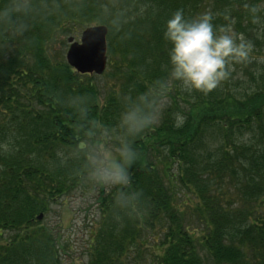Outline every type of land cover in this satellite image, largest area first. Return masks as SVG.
I'll return each instance as SVG.
<instances>
[{
    "label": "trees",
    "instance_id": "16d2710c",
    "mask_svg": "<svg viewBox=\"0 0 264 264\" xmlns=\"http://www.w3.org/2000/svg\"><path fill=\"white\" fill-rule=\"evenodd\" d=\"M127 2L144 11L120 32L97 18L98 0H42L22 34L0 28V140L11 135L15 145L0 153V264H63L59 240L37 216L84 188L70 153L84 142L85 130L64 103L86 96L91 119L113 122L124 93L165 82L162 32L173 11H222L239 0ZM233 15L238 30L246 31L237 9ZM96 24L109 29L110 68L102 86L96 76L75 72L52 48L56 35ZM257 46L264 50V41ZM169 88L157 126L135 141L139 156L129 172L131 188L140 193L136 211H114V189H97L100 222L87 264H205L199 249L210 264H264V71L238 68L207 95L171 83ZM61 154L69 157L64 164ZM226 185L237 194L236 208L222 203L231 196L230 188L220 193ZM177 187L197 200L193 213H183L190 199L178 203ZM193 223L198 234L190 229Z\"/></svg>",
    "mask_w": 264,
    "mask_h": 264
},
{
    "label": "clouds",
    "instance_id": "9594fccd",
    "mask_svg": "<svg viewBox=\"0 0 264 264\" xmlns=\"http://www.w3.org/2000/svg\"><path fill=\"white\" fill-rule=\"evenodd\" d=\"M42 7V0L40 4L36 0H0V28L18 36ZM234 9L239 11L246 31L236 27ZM143 11L141 4L106 0L97 18L120 32ZM162 39L167 44L165 82L155 81L143 91L124 93L113 122L91 119L86 96H72L63 105L75 118L77 128L85 130L84 142L70 153L76 162L75 171L91 190L114 189L116 212L136 211L140 193L131 188L129 172L139 156L135 141L159 120L170 83L186 93L207 95L232 80L238 68L255 65L257 74L264 71V50L257 46L258 41H264V0H239L222 11L204 10L190 16L177 8L164 22ZM174 116L177 122L183 121L181 113ZM14 147L11 135L0 140V153L11 152ZM68 158L61 154V164Z\"/></svg>",
    "mask_w": 264,
    "mask_h": 264
},
{
    "label": "rangeland",
    "instance_id": "374dc122",
    "mask_svg": "<svg viewBox=\"0 0 264 264\" xmlns=\"http://www.w3.org/2000/svg\"><path fill=\"white\" fill-rule=\"evenodd\" d=\"M98 1L101 5L106 2V0ZM106 28L109 32L107 26ZM80 32L81 31L73 35L66 36L61 34L56 35L55 42L52 43L53 50L57 53H63L64 57L68 49V43L66 39L70 36H73L75 40L78 41ZM109 68L110 67H108L107 63L105 72L102 75H94L97 77L98 86H102L103 83L101 81L104 80V74L109 72ZM165 107H167L166 99L162 101V112ZM158 122L159 120L155 126H157ZM226 186H224L223 191L220 193H225L227 188H230L229 191L231 192V196L228 195L227 198L222 201L223 205L225 204V201H231V205L234 208L238 207L237 194L235 191H233L231 186ZM177 188L180 189L177 196L178 203L182 200L185 201L186 198L190 199L185 201L184 208L182 209L183 213H187V215H189V213H193V209L196 207L197 200H195L192 194L186 191L187 189H183L181 187ZM184 191L186 192L185 194ZM96 199L97 189L91 190L87 185H84V188L80 187L76 190H73L67 198L61 199L58 202L51 204L49 207V212H46L42 220H40L41 224L48 225L53 230L54 234L59 240L62 246L59 254L62 257L63 264H87L89 260V252H91L90 244L93 241V235L98 228V222H100V211L98 210ZM232 201L236 202V204H234ZM262 203L263 204L259 209H261L260 214L264 215V200ZM243 207L244 209H247L246 206H242L239 208V210L243 209ZM187 215L185 214L187 221L186 223H190L191 220L187 217ZM190 229H194L197 233L199 227L197 224L195 225V223H193V226H191ZM199 251L200 255L204 258L205 264H210L208 259H206L207 255L200 249Z\"/></svg>",
    "mask_w": 264,
    "mask_h": 264
},
{
    "label": "water",
    "instance_id": "95a60500",
    "mask_svg": "<svg viewBox=\"0 0 264 264\" xmlns=\"http://www.w3.org/2000/svg\"><path fill=\"white\" fill-rule=\"evenodd\" d=\"M107 28L104 25L86 27L80 35L79 41L68 37L69 47L65 59L68 66L75 69L79 74L101 75L107 62ZM42 214L37 216V220Z\"/></svg>",
    "mask_w": 264,
    "mask_h": 264
}]
</instances>
